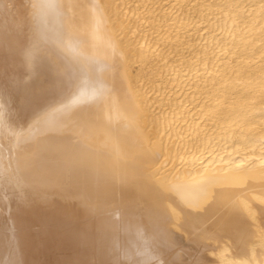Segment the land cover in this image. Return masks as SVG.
Returning <instances> with one entry per match:
<instances>
[{
  "label": "bare ground",
  "instance_id": "6f19581e",
  "mask_svg": "<svg viewBox=\"0 0 264 264\" xmlns=\"http://www.w3.org/2000/svg\"><path fill=\"white\" fill-rule=\"evenodd\" d=\"M166 1L0 0V264H264V0Z\"/></svg>",
  "mask_w": 264,
  "mask_h": 264
},
{
  "label": "rangeland",
  "instance_id": "374dc122",
  "mask_svg": "<svg viewBox=\"0 0 264 264\" xmlns=\"http://www.w3.org/2000/svg\"><path fill=\"white\" fill-rule=\"evenodd\" d=\"M170 0H168V1H166L164 4H169V3H171V1L169 2ZM192 1H202V0H191L190 2H192ZM204 1H205V3H204ZM212 0H203V3L205 4V5H207V3H209V2H211ZM167 2H169V3H167ZM190 4H193V2L192 3H190ZM189 12V16L191 17V22L192 23H190V25H189V27L190 28H193L192 30H190L191 32L192 31H195V30H197V28H201L202 30H200L199 32H197V35H191V40L193 41V39H195V38H197V36L199 35L200 36V41H201V43H203V42H205L204 41V38H205V36H213V38H216L217 40H216V42H219L221 45H228V43H229V41H228V38H227V34L225 33V32H223V30L222 29H217V28H213L212 27V25H210V26H208L207 27V25H206V21L210 18L213 22H215L216 21V18L218 17H214V16H211V15H209L208 16V12L207 11H203V13L202 12H200V11H193V10H191V11H188ZM207 12V13H206ZM200 22H204V23H200ZM197 23V26L195 25ZM201 24V25H200ZM215 36V37H214ZM202 38H203V41H202ZM198 40H194V42H197V41H199V38H197ZM202 46V45H201ZM200 46V47H201ZM196 50V48L194 47V46H191V47H185L184 46V53L186 54V56H192L193 54H194V52L193 51H195ZM201 49V48H200ZM193 50V51H192ZM192 51V52H191ZM198 51H200L199 49H198ZM224 52V51H223ZM172 57L174 56V54H172L171 55ZM229 56V54L227 55V56H223V60L225 59V57H228ZM173 59H175V57H173ZM137 69V65L135 66V68H134V70H136ZM147 72H149L150 71V69H149V67L148 68H146L145 69Z\"/></svg>",
  "mask_w": 264,
  "mask_h": 264
}]
</instances>
